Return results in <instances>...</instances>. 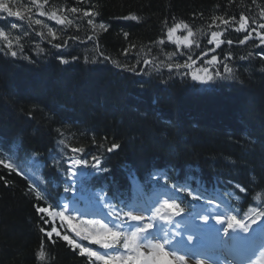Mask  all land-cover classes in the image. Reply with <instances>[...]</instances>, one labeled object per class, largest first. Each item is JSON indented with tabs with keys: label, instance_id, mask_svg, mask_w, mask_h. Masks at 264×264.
<instances>
[{
	"label": "trees",
	"instance_id": "1",
	"mask_svg": "<svg viewBox=\"0 0 264 264\" xmlns=\"http://www.w3.org/2000/svg\"><path fill=\"white\" fill-rule=\"evenodd\" d=\"M10 2L26 19L0 13V30L18 52L15 58L6 55V41L0 38V161L17 165L28 159L41 170V183L34 190L0 163V264H89L79 249L73 251L55 234L49 240L41 228L55 226L62 235L65 231L36 212L37 205L54 210L62 192L64 159L72 148L100 157L101 168L108 171L95 179V186L115 203L139 202L191 175L200 183L193 180L188 186L202 193L222 192L239 217L264 209V47L254 46L256 41L240 45L246 33L229 28L225 35L234 44L222 45L223 52L217 49L214 55L222 60L232 53L227 63L235 77L214 83L201 84L163 66L169 62L166 53L187 51L168 40L167 29L174 22L188 23L201 48L210 49L207 40L217 30L213 16L259 19L264 0H49L45 5L95 6V21L107 24L108 30L96 27L94 32L88 18L61 31L62 26L36 15L31 0ZM28 7L33 20L41 19L62 39L49 43L47 29L29 27ZM132 13L139 21L121 19ZM11 22L18 28L11 29ZM186 34L180 29L175 35ZM68 36L79 39L52 47ZM61 58L69 62L61 63ZM145 58L154 62L145 65ZM186 61L187 56L177 55L171 62ZM133 67L145 74L137 75ZM113 144L119 147L108 151ZM161 170L165 178L154 180L152 174ZM36 192L43 198L37 199Z\"/></svg>",
	"mask_w": 264,
	"mask_h": 264
},
{
	"label": "snow or ice",
	"instance_id": "2",
	"mask_svg": "<svg viewBox=\"0 0 264 264\" xmlns=\"http://www.w3.org/2000/svg\"><path fill=\"white\" fill-rule=\"evenodd\" d=\"M83 2V0H80ZM231 2V0H230ZM255 2V0H253ZM49 4V0H31V6L35 7L36 15L40 17H46L50 21H54L56 25H60L61 31H65L68 27L74 25L77 20L88 18L87 24L91 26L93 32L96 27L107 31L108 25L95 21V17L99 15V12L94 10L95 6L91 8H58L52 6L49 9L45 8V5ZM32 7L25 9V12L29 13L27 16L29 27L31 25H39L41 28L47 29V36L51 39L48 41L51 43L57 39H62L58 32L53 28L49 27L41 19L33 20L31 17ZM0 13L6 14L8 17H15L18 20L26 19L25 15L21 10H13L12 3L10 0H0ZM65 13H70L69 15ZM124 20L139 21L135 13L121 17ZM217 21L219 23H217ZM212 24L216 25L217 30L211 31L210 38L207 40V44L214 45L213 48L205 49L201 48L199 42L196 40V33L192 30V26L184 21L179 23L174 22L172 26L167 29L168 40L177 45H183L187 51H177L166 53L168 63L164 64L167 67L169 73L175 70L176 75L190 76V78L201 84H207L209 82H216L217 79H232L235 77V69L230 66L228 61H232L233 56L231 52L224 55L221 60L219 55H212L210 59L203 60V57L208 56L209 52H215L221 48L222 45L226 44L229 48L234 44V40L225 35V32L229 28H234L235 32H244L246 35L242 39H239L240 45L245 44L248 40H258L257 47H264V11H261L259 19L250 17L246 14H240L239 18L235 16H213ZM223 25V28H221ZM11 29H17L18 25L15 22L10 23ZM79 28V25H76ZM211 27V25L209 26ZM184 29L187 31L185 36H176L178 30ZM202 31V30H201ZM37 35L45 38L43 32H37ZM255 34V35H253ZM125 39L128 38V33H123ZM0 38L6 41L5 48L7 49L6 55L17 57L18 52L12 49V42L9 37L5 34V31L0 30ZM89 40H93V36L87 37ZM79 37L68 36L67 39H63L62 43L52 44V47L60 49L68 46V41H76ZM160 45L164 44V40L158 41ZM19 45V40H17ZM21 51H22V46ZM135 47V45H132ZM39 51L43 49L39 48ZM196 49H200L197 53ZM161 51H163L161 49ZM127 55L128 49L124 50ZM103 55V54H101ZM187 56V61L184 63L171 62L174 56ZM251 55V53H249ZM196 56L197 59L193 57ZM27 59V57H24ZM75 59V57H73ZM107 59V57H105ZM240 60H245V56H240ZM197 60H203V64L199 67H195ZM67 59L61 58V63H68ZM87 62V61H86ZM93 63L95 61H92ZM154 61H149L147 58L144 59L143 63L149 65ZM220 65H223V72L221 71ZM119 66V65H118ZM181 69L186 71L181 72ZM264 71V69H261ZM132 71L137 75L145 74L143 72H136L135 67ZM63 143V141H61ZM118 144H113L112 148L108 151H112L113 148H118ZM73 153L83 152V149L72 148ZM93 163L91 167L97 172H107L108 168L100 166V157L93 155ZM3 163V166L9 169L11 172H17V168L10 163ZM81 165L88 166L89 161L85 159L76 158L75 156L70 158L68 169L65 173L67 179L72 181V184H66L64 192H70L75 190V181L73 178L77 176L75 169ZM17 174H21L17 172ZM83 175V173H81ZM3 179V177H0ZM195 180L196 183H200L199 179L189 175L186 177L184 183L177 182L172 186L169 192L165 195L167 199L154 201L151 206L127 204L121 201L119 205L111 199H106L101 193H97L99 197L98 203L103 204L104 208L107 209L106 213L101 214L100 218H81L77 223H73L76 219L73 216L65 215V211L53 212L49 207L36 206L37 213H44L48 217H59L60 221L67 223L68 231L74 233V237H78L80 241H87L89 244L97 245L98 249H103L101 253L99 250H92L89 247L84 246L82 243H78L75 238L70 237L68 234H61L57 227L53 226L51 230L46 231L41 228V232L49 239L52 240L54 234L67 243L73 251L79 249L80 256H86L89 264L92 261L99 262V264H192V258L195 256V264H237V258L239 264H264V231H261L259 241L261 250L259 255L252 259L251 255L246 254L254 253L255 246L257 244V236L255 235L256 230L253 229V225H256L259 221L264 220V209L257 210L251 209L249 213H245L243 219H238L236 215L218 214L213 212L211 208L207 209L209 214L198 215L203 224L208 225L209 220H215L217 225H226L221 228H205L203 232H211L215 238L216 244L211 247H205L198 241L196 245L187 249L186 254H179L175 247L170 250L169 245L173 244V240L179 235L178 231L181 222L175 218L180 217L185 212V208L181 207L183 197L179 195L181 189H183L186 183H190ZM7 183V181H5ZM245 191L244 188H240V192ZM188 196H192L193 199H198L202 196V193L197 196H193L192 192L187 193ZM37 199H41V192H36ZM180 202H177V201ZM207 203L211 205V200ZM64 209H68V205H63ZM219 207V205H217ZM127 209V210H125ZM145 213H150L145 215ZM254 213V214H252ZM42 219H44L42 217ZM45 223L47 221L45 220ZM250 229L253 231L252 236H248ZM223 233V236L220 233ZM243 234V235H242ZM189 245H192L193 235L189 234L187 237ZM54 242V241H53ZM217 253L224 255L225 257H233L232 260L221 259ZM41 259L44 258V252L39 253ZM203 257V258H200ZM215 257V259H213Z\"/></svg>",
	"mask_w": 264,
	"mask_h": 264
},
{
	"label": "rangeland",
	"instance_id": "3",
	"mask_svg": "<svg viewBox=\"0 0 264 264\" xmlns=\"http://www.w3.org/2000/svg\"><path fill=\"white\" fill-rule=\"evenodd\" d=\"M76 158H80V159H85L86 157L80 154H76L74 155ZM73 157V156H71ZM70 157V158H71ZM70 158L67 161V166H69L70 163ZM87 159V158H86ZM89 165L88 166H84L81 165L79 167H77L75 169V171L77 172V176H75L73 178V180L75 181V190L74 191H70L67 192L65 195L68 197V202L67 203H63L68 205V209L65 210V215H70L73 217H77V215L74 212V208L78 202L84 204L85 202L91 204L93 207L91 208V210H96V211H100L103 206V204L98 203L99 201V197L97 196V193L90 191V189L87 187V182L90 180L91 177L94 176L95 173H97L92 167L91 164L93 163L92 160H89ZM81 173H83V175H81ZM65 181L66 184H72V181H69L67 179V177H65ZM156 201V200H155ZM88 204V205H89ZM87 205V206H88ZM145 206H151V204L149 205H145ZM64 208V207H63ZM95 211V212H96ZM150 213H145V215H149ZM79 220L75 219L73 221V223H77ZM222 227H225V225H223Z\"/></svg>",
	"mask_w": 264,
	"mask_h": 264
},
{
	"label": "bare ground",
	"instance_id": "4",
	"mask_svg": "<svg viewBox=\"0 0 264 264\" xmlns=\"http://www.w3.org/2000/svg\"><path fill=\"white\" fill-rule=\"evenodd\" d=\"M99 57H101V58H102V56H101V55H99Z\"/></svg>",
	"mask_w": 264,
	"mask_h": 264
}]
</instances>
